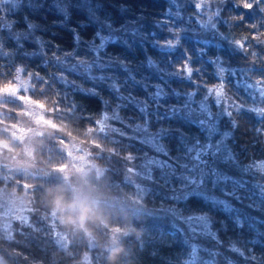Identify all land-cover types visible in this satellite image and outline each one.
<instances>
[{
	"label": "trees",
	"instance_id": "obj_1",
	"mask_svg": "<svg viewBox=\"0 0 264 264\" xmlns=\"http://www.w3.org/2000/svg\"><path fill=\"white\" fill-rule=\"evenodd\" d=\"M183 1V14L177 17L168 12L174 8L171 0H95L101 5L97 13L101 19L108 17L117 29L129 24L140 33L134 38L128 35L123 37L129 46L123 43L109 44L106 52L109 56L124 59L136 79L148 86L147 90L127 82V73L123 69H113L108 74L121 83V93L130 94L137 99H145L147 93L154 91L155 85L164 87L165 92H169L165 107L181 106L170 90L184 93L194 91L195 86H199L196 98L200 100L208 88L223 83L232 105L231 120L226 123V129L231 133L228 144L241 167L253 165L250 173L241 174L235 169L227 172L236 177L243 175L244 179L251 178L256 184L264 185V172L256 168V165L264 163V116L248 111L253 107L264 108V101H261L258 93H254L256 97L253 99L243 89L245 80L253 86L264 88V83L257 84L258 81L264 82V11H258L256 7L244 9L242 5L245 0H224L223 3L213 0L211 9L219 7L221 11L216 18L217 34L212 37L201 33L194 18H188L189 12L195 11L193 0ZM0 8L5 9L3 25H0V88L16 85L18 78L30 81L31 88L27 93L29 99L44 107L47 119L66 137V144L71 140L81 143L97 141L106 151L118 153V161L114 160L110 166L118 162L121 168L119 171L108 170L103 176L99 189L108 196V204L100 207L101 213L96 222H90L87 226L91 236L97 239V245L92 247L90 240L83 233L77 232L70 233L66 246H63L43 221L49 220L52 212L51 192H62L68 197L74 194L68 180L62 175L54 174L67 164L68 157L60 143L47 141L38 145L34 153L35 163L39 166L36 173L27 171L13 174L7 179L0 176V190L5 189L25 197L33 209L31 223L24 229L7 233L0 227V264H82L85 257L89 258L90 264H109L108 253L113 247L124 250L120 264H190V244L197 240L185 243V236L190 235L187 225L165 211L170 206L183 209L185 205H176L172 200L166 199L172 191L170 184L157 178L156 173L150 180L140 174L128 176L132 172L126 169V157L131 155L138 161L145 159L146 162H142L143 166L140 167L142 172L152 158V152L144 144L129 139L131 136L111 138L99 134L97 130L102 114L113 113L118 102L106 84L93 81L80 71L70 70L74 61L72 56L66 57L65 53H74L79 59L91 58L84 43H74L71 29H76L84 42H89L94 38L98 25L82 8L71 9V19L62 25L63 16L56 13L52 0H44V7L39 10L29 8L27 0L11 11L7 10L6 5H0ZM25 16L41 26L35 35L44 42L42 51L31 38L23 41V48H19L10 38L9 29L5 25H11L12 33L25 32ZM177 35L179 43L176 47L170 51L165 50L163 46L167 41L176 43ZM241 39L243 48L234 43ZM203 40L210 43H198ZM96 42L99 43L98 40ZM186 55L191 57L190 66L195 85L184 79L186 74L182 69ZM217 57L227 67L222 80L217 75L216 65L211 62ZM148 58L155 62V67L147 64ZM178 70L179 77L171 75ZM233 72L235 75L231 74ZM93 73L100 74L95 69ZM235 78L240 82L245 79L241 83L243 88L236 84ZM104 101L108 103L105 104ZM2 105L10 111L3 119L5 124H17V117L23 112L22 107L15 102H5ZM233 105H240V110L237 111ZM1 109L3 108L0 107ZM119 115L125 123L132 124L138 113L133 106L128 105L121 107ZM232 121L235 122L234 127ZM161 123L166 127L170 124L172 128H180L189 137L202 134L196 126L175 120ZM157 126L153 122L151 130L155 131ZM0 140L11 143V139L5 137V134H0ZM164 143L170 156L183 155L176 139L165 140ZM124 161L126 162L123 163ZM171 162L175 164V161ZM136 182L145 189L143 193L136 187ZM25 187L27 194L23 190ZM118 193L138 203L136 207L128 209L142 210L133 215L130 210L112 202L110 197ZM215 194L224 198L221 192ZM230 202L243 213L264 221V209L247 206L252 203L251 200L245 199L243 203ZM187 207L203 210L213 217V229L218 230L223 243L220 246H216L214 241L204 244L207 249L219 253L215 257L217 264H229V261L231 264H264V237L260 238L259 244L249 243L256 238L252 230L247 226L243 229L235 228L224 212L210 211L202 200L189 198ZM221 222L227 224L226 231L221 230ZM102 225L108 232H118L121 236H116L114 241L108 240ZM258 228L260 232H264V224L258 225ZM230 243H235L244 252V256L230 250ZM199 248L198 252L205 256L201 262L208 260L209 256L205 255L208 252L203 251L204 246L200 245ZM252 256L256 258L252 259ZM201 262L196 261V264Z\"/></svg>",
	"mask_w": 264,
	"mask_h": 264
},
{
	"label": "snow or ice",
	"instance_id": "obj_2",
	"mask_svg": "<svg viewBox=\"0 0 264 264\" xmlns=\"http://www.w3.org/2000/svg\"><path fill=\"white\" fill-rule=\"evenodd\" d=\"M217 2L223 3L224 0H217ZM23 3L24 0H0V5L8 6V11ZM172 3L176 4L177 0H172ZM193 3L195 8L200 10V15H207V20L202 27L209 31L216 29L214 17L220 16L221 9L219 7L211 9V14H208L213 0H193ZM27 6L31 9L39 10L44 7V0H27ZM52 7L58 15L63 16L62 25L67 24L71 19V9L73 8L85 9L90 19L98 25V30L94 38L89 42H84L79 32L76 29H71L74 43L77 45L84 43L89 53H91V58L79 59L74 53H65L66 57L72 56L74 61L70 66V70L80 71L91 80L107 85L118 102L113 111L112 119L124 123L125 121L119 115V110L121 107L133 106L138 115L132 124L127 125L132 129L133 133L129 139H139L141 143L150 144L157 153L168 157L167 161L150 159L144 166V171L139 174L146 179H152L149 165H155L162 170H166L162 173L166 182H168L169 177L178 178L180 188H173L171 195L166 197V199L172 200L176 205L183 203L185 208L181 209L176 206H170L165 211L187 225V231L190 235L185 236V243L195 239L197 235L214 241L216 246H220L223 243L218 236V230L213 229V224L215 223L213 217L203 210L189 209L187 207L189 198L202 200L205 205L209 206L210 211L219 210L224 212L237 229H243L247 226L256 235V238L252 239L249 243L253 245L261 243L260 238L264 237V232L259 231L258 225L264 224V221L251 217L235 208L228 197L235 199L239 203H243L245 199H249L252 203L247 205L248 207L264 209V185L252 184L249 187V182L243 178V175L239 177L232 176L220 167L222 164L227 165L229 168L235 169L241 174L250 172L253 168V165L241 167L238 158L234 155L228 144L231 133L229 131H221L219 128L218 121L220 117L224 114L231 117L232 112L224 109L222 112L214 114L207 103L209 96H214L217 104L220 103L221 99H225L223 83L208 88L200 100L195 99L197 91H199V86H195L194 91L184 93L170 90L171 95L177 98L178 103L181 105L180 107L175 105L165 107L169 92H165L164 87L160 85H155L154 91L147 93L145 99H137L130 94L124 95L121 93V83L114 76L108 74L113 69H123L127 73V82H130L133 86H141L145 90H147L148 86L143 85L141 81L136 79L124 59L109 56L106 48L109 44L116 43H123L125 46H129L123 37L128 35L134 38L140 35L138 30L132 28L129 24H125L117 29L113 27L108 17L101 19L97 15L101 5L96 3L95 0H75V2L74 0H52ZM242 7L249 10L256 7L258 11H264L262 0H245ZM4 12L5 9L0 8V25H3ZM176 16L179 17V11L176 12ZM24 19L27 25V31L25 32L12 33L11 25H5L9 29L10 38L17 43L19 48H23V41L31 38L35 40L42 51L44 42L39 36L35 35L41 26L30 21L27 16ZM213 34L216 35L217 33L214 32ZM97 40L99 43L96 42ZM175 40L176 43H173L172 40L167 41L166 45L163 46L165 50L170 51L176 47V44L179 43L178 35L175 37ZM198 43L207 45L210 41L203 40L198 41ZM234 43L240 48L244 47L243 39L234 41ZM202 53L203 49L200 50V54ZM25 54L27 55V53ZM190 62L191 57L186 55L182 70L186 74L184 79L195 85V81L192 79L193 69L190 66ZM211 62L216 65L217 75L222 80L223 74L226 71L222 61L217 57L215 61ZM147 64L150 67H155V62L151 58L147 59ZM93 69L97 70L100 74L95 75ZM196 71L199 72V69H196ZM231 74L235 75L234 72ZM171 75L179 77L180 71L171 73ZM127 82L125 83V87L127 86ZM259 83L264 82L258 81L257 84ZM246 87L253 88V85L249 84ZM255 91L258 93L261 101H264V88H256ZM104 103L107 104L108 102L104 101ZM233 107L237 111L241 108L240 105H233ZM248 111L256 112L264 116V108L253 107L248 109ZM102 120L108 121L109 116L104 115ZM172 120L186 125L196 126L204 135L203 142H201L198 136L189 137L180 128H172L170 124L166 127L161 123L162 121ZM153 122L158 125L155 131L151 130ZM232 124L234 127L235 122L232 121ZM111 131L116 132L119 130L113 128ZM137 133L140 135L137 136ZM120 135L125 136L126 133L120 131ZM169 139L177 140L183 155L176 157L169 155L167 146L164 143L165 140ZM132 158L131 155L126 157L128 160ZM169 161H175V164L169 163ZM177 168L180 169L178 176ZM256 168L264 172V163L256 165ZM129 171L132 170L129 169ZM216 190H219L224 198L217 196L215 194ZM144 191L145 189L140 188L141 193ZM241 192L246 193V195L242 196ZM221 230H227L226 223L221 222ZM190 247L192 254L190 264H196L197 252L200 249L195 244H190ZM229 247L230 250L244 256V252L235 243H230ZM203 251H207L209 256V259L204 261L203 264H217L215 257L219 255L218 252L209 249H203ZM251 258L255 259L256 257L252 256ZM229 264H231V261H229Z\"/></svg>",
	"mask_w": 264,
	"mask_h": 264
},
{
	"label": "rangeland",
	"instance_id": "obj_3",
	"mask_svg": "<svg viewBox=\"0 0 264 264\" xmlns=\"http://www.w3.org/2000/svg\"><path fill=\"white\" fill-rule=\"evenodd\" d=\"M185 2L183 0H177L176 4L172 3L174 6L173 11L168 10V12L176 14L179 11V17L183 14V6ZM200 10L195 8V11L189 12L188 18L195 19L197 24L201 28V33L205 35L215 36L213 33L215 29L212 31L206 30L202 27V25L207 20V15H200ZM211 14V8L209 9V13ZM216 18L214 17V22H216ZM134 28V27H132ZM204 38V36H203ZM225 67V66H224ZM227 70V67H225ZM226 71L223 74L226 75ZM236 84L243 88L242 82L238 81L236 78ZM250 83L245 80L243 82L244 91L248 93L253 99L256 97L254 94L256 88H261L260 86H253V88L246 87ZM31 88L30 81L22 80L18 78L16 85L10 86L7 88H0V107L3 109L0 110V119L2 123H0V134H5V137L11 139V143L0 140V176L5 179L11 178L13 174L25 173L27 171L37 172L38 164L35 163V150L38 145H41L47 141H53L56 143L62 144L64 147V152L68 157V162L65 166H62L60 169L56 171L57 176L62 175L65 180H68V183L71 185V188L75 194L82 195L90 200L93 207L97 211V216L100 215L102 205L108 204V196L105 195L99 188L102 186V178L108 170H121L118 162L110 166L114 160H117L118 153L117 152H109L106 151L102 144L97 141H89L87 143H81L74 140L69 141L66 144V137L60 130L51 123L49 119H47V112L44 107L40 104L32 102L28 97V91ZM251 91V92H250ZM225 99H221L220 103L217 104L214 96H209L207 103L210 107V110L216 114L222 112L224 109L230 111L231 104L229 103V98L227 97L225 87H224ZM196 100H199L195 97ZM5 102H15L20 105L23 109L17 119V124H5L4 120L10 111L6 110L5 105H2ZM195 106V105H194ZM104 115L109 116L108 121H103L102 117ZM113 113H103L99 124L97 132L102 134L103 136H109L111 138H119L124 137L120 135V131L126 133L125 136H132V129L128 127L127 123H122L119 120L112 119ZM231 120V117L224 114L220 117L218 121L219 128L221 131H227L226 123ZM223 121V122H222ZM118 129L119 131L113 132L111 129ZM137 136L140 134L137 133ZM203 142L204 135L200 134L198 136ZM9 140V139H8ZM137 142L141 143L139 139H135ZM144 144L147 149L152 152L151 159H159L161 161H167L166 156H163L157 153L154 148L150 144ZM15 145V146H13ZM119 157V156H118ZM124 161L123 163H125ZM142 162H146V160L138 161L135 157L131 160L127 161V168L131 169L132 172L128 176L139 175L141 173L143 166ZM169 163H172L169 161ZM174 164V163H173ZM220 167L226 172L229 170H233L229 168L227 165H220ZM151 170V176L156 173L157 178H161L165 180L163 176V172L166 170H162L155 165L149 166ZM253 170V169H252ZM252 170L250 172H252ZM180 169L177 168V176L179 174ZM143 172V171H142ZM247 172V173H250ZM247 180V179H245ZM250 185L256 184L251 178L247 180ZM170 184L171 190L173 188L179 189L180 183L178 178L169 177L168 182ZM137 184V185H136ZM136 187L141 188L138 183H135ZM23 189V188H22ZM25 194H27V188L23 189ZM220 192L216 190L215 193ZM172 193V191H171ZM171 195V194H170ZM241 195H246V193L241 192ZM111 201L115 204L125 207V209L130 210L133 215H136L142 209H128L134 208L137 206V202L131 201L126 195L118 193L115 196L110 197ZM230 201H236L235 199L230 198ZM237 202V201H236ZM33 216L32 205L26 200L25 197L16 195L13 192H8L5 189L0 190V227L3 231L10 233L16 229L22 230L31 223ZM43 218H41V221ZM43 223L47 224L48 228L51 230L52 234L56 238V240L63 246H66L68 240L67 237L70 233H83L90 241V245L96 246V238H93L91 234L81 230H73L66 227L60 219V215L58 213H50L49 220H44ZM103 231L106 233V237L110 241H114V238L117 236H121L118 232H108L105 227L101 226ZM193 240H197L196 243H192L198 246L203 245V249H207L205 247L204 242L208 243L210 240L200 237H197ZM208 256V254H205ZM205 256H202L201 253L197 252L196 261L201 262ZM206 261V260H205ZM204 262V261H203ZM201 262V264H203ZM82 264H90V260L88 257L84 258Z\"/></svg>",
	"mask_w": 264,
	"mask_h": 264
},
{
	"label": "clouds",
	"instance_id": "obj_4",
	"mask_svg": "<svg viewBox=\"0 0 264 264\" xmlns=\"http://www.w3.org/2000/svg\"><path fill=\"white\" fill-rule=\"evenodd\" d=\"M49 195L52 212L58 213L61 222L69 229L87 232L89 223L96 222L97 211L86 197L75 193L68 197L57 191ZM123 251L121 247H113L108 253L109 264H120Z\"/></svg>",
	"mask_w": 264,
	"mask_h": 264
}]
</instances>
